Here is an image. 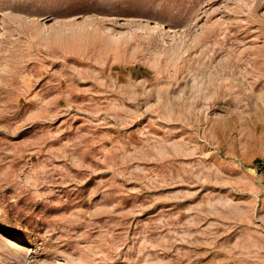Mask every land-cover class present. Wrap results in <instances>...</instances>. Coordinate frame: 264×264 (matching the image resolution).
Wrapping results in <instances>:
<instances>
[{
  "label": "rangeland",
  "instance_id": "rangeland-1",
  "mask_svg": "<svg viewBox=\"0 0 264 264\" xmlns=\"http://www.w3.org/2000/svg\"><path fill=\"white\" fill-rule=\"evenodd\" d=\"M0 264H264V0H0Z\"/></svg>",
  "mask_w": 264,
  "mask_h": 264
},
{
  "label": "bare ground",
  "instance_id": "bare-ground-1",
  "mask_svg": "<svg viewBox=\"0 0 264 264\" xmlns=\"http://www.w3.org/2000/svg\"><path fill=\"white\" fill-rule=\"evenodd\" d=\"M8 242V241H7ZM10 244H11V242H10ZM13 245V244H12Z\"/></svg>",
  "mask_w": 264,
  "mask_h": 264
}]
</instances>
